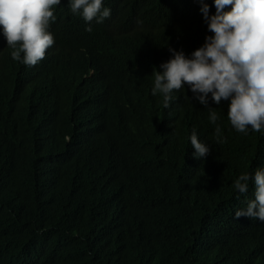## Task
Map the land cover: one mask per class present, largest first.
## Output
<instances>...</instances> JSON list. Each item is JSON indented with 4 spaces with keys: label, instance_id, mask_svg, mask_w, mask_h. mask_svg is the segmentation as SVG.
<instances>
[{
    "label": "trees",
    "instance_id": "trees-1",
    "mask_svg": "<svg viewBox=\"0 0 264 264\" xmlns=\"http://www.w3.org/2000/svg\"><path fill=\"white\" fill-rule=\"evenodd\" d=\"M202 6L107 0L102 23L67 18L89 87L68 58L29 69L0 44V264H264V221L235 218L254 184L233 187L264 168V130L237 132L230 101L211 94L207 107L193 94L167 108L152 94L172 53L161 59L169 44L150 48L147 32L176 29L173 42L195 51L212 35Z\"/></svg>",
    "mask_w": 264,
    "mask_h": 264
},
{
    "label": "clouds",
    "instance_id": "clouds-1",
    "mask_svg": "<svg viewBox=\"0 0 264 264\" xmlns=\"http://www.w3.org/2000/svg\"><path fill=\"white\" fill-rule=\"evenodd\" d=\"M107 0H0V44L11 58L34 69L53 59L55 55L68 58L71 75L77 84L89 87L84 75V64L69 49L74 33L67 18L84 19L90 24L102 23L110 16L105 8ZM208 31L203 46L195 51L189 46L173 42L176 29L169 33L163 25L151 26L147 32L150 48L165 42L172 58L153 70L152 94H163L164 107L171 99L193 94L207 107L209 97L220 105L230 101L227 117L239 133L264 130V0H214L216 14L209 16V5L199 0ZM226 8H229L225 11ZM92 31L91 27L86 29ZM59 36L62 44L59 45ZM173 44V45H172ZM179 51H177V50ZM155 66L152 64L151 68ZM52 73H43L47 82ZM93 93L100 94L93 90ZM209 120L216 124L218 116L212 108ZM221 129H215L219 141ZM196 158L206 157L210 148L201 143L195 131L190 137ZM254 184V199L235 212V218L249 217L264 221V168L254 175L244 173L234 182V189L246 195L249 181Z\"/></svg>",
    "mask_w": 264,
    "mask_h": 264
}]
</instances>
